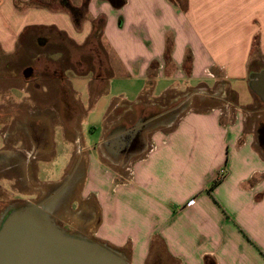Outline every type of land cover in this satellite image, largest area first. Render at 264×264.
<instances>
[{
	"label": "crops",
	"instance_id": "0c3cea01",
	"mask_svg": "<svg viewBox=\"0 0 264 264\" xmlns=\"http://www.w3.org/2000/svg\"><path fill=\"white\" fill-rule=\"evenodd\" d=\"M68 2L86 11L80 26L60 4L0 0L1 56H14L37 29L58 30L84 46L95 23V42L109 50L108 70L69 80L76 106L67 103L54 121L75 147L63 178L49 183L64 182L69 196L59 214L81 212L93 237L121 254L129 248V264H149L156 242L177 264H264V154L246 134L244 115L255 102L249 77L264 64V0H125L121 8L109 0ZM241 84L250 102L241 101ZM181 94L188 103L214 104L203 111L189 105L179 115ZM150 111H163L161 123L132 148L126 135ZM3 137L0 173L23 169L34 145ZM44 147V156L55 151L53 141ZM21 155L25 164L5 163Z\"/></svg>",
	"mask_w": 264,
	"mask_h": 264
},
{
	"label": "rangeland",
	"instance_id": "374dc122",
	"mask_svg": "<svg viewBox=\"0 0 264 264\" xmlns=\"http://www.w3.org/2000/svg\"><path fill=\"white\" fill-rule=\"evenodd\" d=\"M50 1L49 3L53 7H58V0ZM44 37H48L49 40L47 42H41L40 39L43 41ZM89 39L87 44L80 47L67 36L58 34L56 31L37 29L35 31V40L31 39V34L29 37L27 34L23 36L14 56L8 58L0 54V90L3 91L0 98V115H2L0 119L2 121L0 123V148L5 147V139L3 136H7L9 140H20L19 144L22 142L25 144L29 143L28 139L34 137L31 128L35 127L38 121L41 122V127L36 126L39 129V131L37 129L36 136L40 138L42 148L46 143L49 146L51 141L55 144V151L50 157L43 155L38 157L37 160L31 158V161L23 169L0 173L1 216L6 210L12 207L25 205L27 201L34 202L32 199L38 188L43 190L37 192L44 195L48 190H52L55 187L52 184L49 185V183L57 182L66 173L75 147L72 141L70 142V140L66 139L60 124L54 121L58 120L61 113L64 114L67 110V103H70L69 107H73L71 105L76 106V95L75 97L71 96L68 89V85L70 86L69 80L75 79L77 76L93 78L95 75H98V70L103 68L106 71L109 68L108 48L100 38L97 39L98 43L95 42L96 38L95 40ZM50 42L53 44H50ZM39 54L43 56L36 60V55ZM251 66L253 67V65ZM255 67V70H262L264 69V64H259ZM80 83H82L80 85L82 87H79V89L82 94H86V80H80ZM238 89L240 92H243L241 94V101L250 102L251 96L246 86L241 84ZM96 91L97 89L92 88V94ZM59 94L62 96L61 98ZM81 98L83 99L84 97ZM226 100L229 103L236 101L235 96L230 93L227 94ZM190 101H194V104L192 105L191 102L188 103L186 94H181L179 99L181 103L179 115L188 110L189 105H191V108L194 106L197 108L196 110L203 111L214 104L210 99L206 100L210 102L200 106L196 100L193 99ZM215 104L218 106L217 103ZM223 105V101L219 103V106L223 107ZM69 107L68 111L72 110ZM162 112H157L156 114V112L150 111L147 114L152 124L146 128L143 134L145 139L148 138L149 140L151 137L150 134L156 128L155 126L161 123H156V120L164 116ZM244 112L246 119L245 132L254 138L255 147L264 154V145L260 143L257 136L258 128L260 125H264V102L255 96V102L245 107ZM71 116H73V113ZM169 116L171 117V115ZM13 117L16 119L15 122L18 120L19 125L17 122L15 123L11 120ZM233 118V113H230L228 119L231 121ZM173 119L176 120V116ZM32 121L36 123L33 124ZM84 128L85 130L83 132L86 138H90V131L87 127ZM143 137L142 140H144ZM137 143L138 141H136ZM44 149L45 147L42 151ZM17 158L18 161L21 159L24 164L27 162V158L21 155L11 161L9 160V162L5 159V163L13 164ZM2 160L4 159H0V163ZM4 165L0 166L1 171L5 170L2 168ZM45 187L46 190L44 191ZM79 213L76 211L65 214V216L54 213L53 219L66 232L103 244L96 237H93V226L86 224L87 221H84L82 216L80 218ZM124 253L127 255L129 248L123 251ZM149 264H177V262L168 257L162 243L156 242Z\"/></svg>",
	"mask_w": 264,
	"mask_h": 264
},
{
	"label": "water",
	"instance_id": "95a60500",
	"mask_svg": "<svg viewBox=\"0 0 264 264\" xmlns=\"http://www.w3.org/2000/svg\"><path fill=\"white\" fill-rule=\"evenodd\" d=\"M248 85L251 92L264 102V69L251 74ZM0 264L129 262L123 254L106 244L66 232L46 209L27 203L6 210L0 219Z\"/></svg>",
	"mask_w": 264,
	"mask_h": 264
},
{
	"label": "flooded vegetation",
	"instance_id": "af4514ba",
	"mask_svg": "<svg viewBox=\"0 0 264 264\" xmlns=\"http://www.w3.org/2000/svg\"><path fill=\"white\" fill-rule=\"evenodd\" d=\"M42 41V40H40ZM143 125L140 126V129H136L134 130L132 133L130 132L129 134H127L126 139L128 140H132L133 144L132 148L136 147V141H138V136L140 133H143L146 131V128H148L149 126H151L152 121H149V118L147 117V119H144L143 121ZM33 130L34 133V137H32L31 139H29L30 143L34 145L35 150L32 152L31 154V158H33L34 160H37L38 157L43 156L42 154V144L40 143V138L37 137V129L36 127H32L31 128ZM39 131V129H38ZM258 134V138L259 141L262 145H264V125H260V127L257 130ZM55 186V187H54ZM52 190H48L44 195H42L41 193L37 192L43 189L40 188H36L37 191H35V196L32 200H34V202L31 201H27V203H35L37 205H39L41 208H44L47 210V213L51 216V218L53 219V215L54 213L59 214V206L60 204H66L67 200L69 199L68 193L66 192V188H65V184L64 182L58 183L56 185H54ZM46 190V187L44 189V191ZM18 204V203H17ZM58 209V210H57ZM58 211V212H56ZM54 220V219H53Z\"/></svg>",
	"mask_w": 264,
	"mask_h": 264
},
{
	"label": "trees",
	"instance_id": "16d2710c",
	"mask_svg": "<svg viewBox=\"0 0 264 264\" xmlns=\"http://www.w3.org/2000/svg\"><path fill=\"white\" fill-rule=\"evenodd\" d=\"M86 1H88V0H86ZM109 1L116 8H121L125 5V0H109ZM31 2H32V4H34L36 6H44L45 7V6H48L50 4L49 2H51V1L50 0H31ZM58 2L64 9H66L71 14L75 24L77 26H80L86 18V16H85L86 11L84 9H78V8L73 7L68 2V0H58ZM99 25H100V23H95V25H94L95 31L93 32V34L90 38L91 40L92 39L95 40V38H97L98 33L96 31L98 30ZM47 31H56L58 34L65 35L64 33L60 32L58 30L52 29V28L47 29ZM217 183H218V181H215L212 186L216 185ZM206 264H213V262L207 259Z\"/></svg>",
	"mask_w": 264,
	"mask_h": 264
},
{
	"label": "built area",
	"instance_id": "2783aa9c",
	"mask_svg": "<svg viewBox=\"0 0 264 264\" xmlns=\"http://www.w3.org/2000/svg\"><path fill=\"white\" fill-rule=\"evenodd\" d=\"M224 173H225V171L223 170V171H221V175H224Z\"/></svg>",
	"mask_w": 264,
	"mask_h": 264
}]
</instances>
